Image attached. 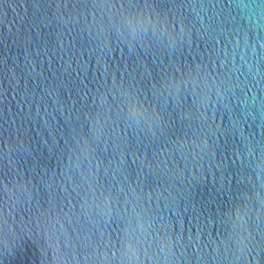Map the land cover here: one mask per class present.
Returning <instances> with one entry per match:
<instances>
[{
  "label": "water",
  "instance_id": "water-1",
  "mask_svg": "<svg viewBox=\"0 0 264 264\" xmlns=\"http://www.w3.org/2000/svg\"><path fill=\"white\" fill-rule=\"evenodd\" d=\"M94 2L0 0V215L10 209L17 222L31 218L34 237L0 264H116L111 253L119 256L129 220L155 264H230L212 241L227 231L226 205L246 191L241 180L255 169L249 148L264 149V0H155L189 30L164 46L151 36L133 40L107 21V35L100 34L89 14ZM193 61L215 68L221 84L208 101L212 150L186 164L191 138L208 127L185 118L191 84H181L179 98L171 89L156 93L163 132L137 126L116 105L128 84L151 99L162 78H176L167 67ZM98 89L107 90L118 128L106 124L85 157L76 140L91 135ZM184 134L190 139L182 146ZM102 191L112 194L108 207ZM133 204L144 205L137 207L143 230ZM42 212L55 253L42 235L34 242Z\"/></svg>",
  "mask_w": 264,
  "mask_h": 264
},
{
  "label": "clouds",
  "instance_id": "clouds-1",
  "mask_svg": "<svg viewBox=\"0 0 264 264\" xmlns=\"http://www.w3.org/2000/svg\"><path fill=\"white\" fill-rule=\"evenodd\" d=\"M89 14L92 23L102 35H107L106 21L114 23L118 32L127 31L129 37L133 40L136 36H141L145 40L151 36L158 41L160 46H164L165 41H167V44H174L189 35L186 23L177 18L171 12V9L158 5L155 0H127V2L125 0H100L99 4L93 3ZM224 67L227 68L226 65ZM164 71L173 73L176 78H162L160 88L156 89L151 99L130 83L117 100L116 106L120 111H127L135 119L137 126L143 121L148 125L149 131L152 130L153 125H156L163 132L162 106L156 93L164 95L165 92L171 89V93L179 98L181 84L183 83L185 86L191 84L194 98L192 106L184 113L185 118L195 119L201 125L208 124L207 129L201 126L195 133L194 138H191V158L187 153L183 155L184 162L191 164L192 161L200 160L202 156L212 150L210 135L212 134V124L215 123V118L214 116L210 118L207 115L208 101L212 98L213 89L216 90L217 94L219 93L220 77L216 75L215 68L207 65L202 66L201 63L195 61L192 64L183 66L172 64ZM153 88H156L155 82ZM98 91L100 92V99L97 110L94 114L89 115L91 135L76 140V148L79 150V154L85 157L92 154L94 151L93 145L99 141L102 135L107 134L106 124H110L112 132H117L118 128V125L112 120L111 108L105 103L107 90L101 91L98 89ZM189 139L190 137L187 134L177 137L182 146L187 144ZM73 155H77L75 150ZM248 155L255 160L256 166L253 172L248 175L247 181L241 180V183L246 186V191L237 193L227 203L225 208L227 231L218 234L219 243L216 240L212 241L217 249L221 244L224 246L230 264H260L262 254H264V230H262L261 225V218L264 217V149L254 153L249 148ZM77 158L79 157L77 156ZM156 163L159 167V162ZM166 166L167 162H165ZM172 166L179 170L175 160H173ZM180 175L183 176L182 171ZM253 177L255 179L254 184L251 183ZM192 179H196L194 173ZM129 187H132V185L130 184ZM89 188H91V185H89ZM133 194H135V189H133ZM100 195L102 203L105 207H108L113 201L111 192L105 194L102 191ZM253 199L255 203H253ZM137 201H139V197H137ZM126 202L132 203L127 198ZM137 207L143 210L144 205L133 204L132 206V213L137 219V224L143 230L142 216L140 212H137ZM46 215V212H42L40 217L36 218L34 226L37 231L34 242H37L42 235L45 243L49 247H53L55 253L58 249L51 244V236L48 234L45 222L42 220ZM30 225L31 218L25 221L24 217L21 216L20 221L17 222L16 216L10 209L6 215H0V257L12 254L17 245L25 239V236L29 240L34 239ZM189 238L191 239V236ZM41 249L43 251V246H41ZM141 251H143V255H141ZM111 257L116 260V264H146V261L147 264H155L153 258L148 255L147 249L144 248L142 236L137 235L136 230L132 228L131 220H129L128 226L124 230V240L120 245L119 256L117 251L114 250ZM103 259L105 261L109 260L107 252L103 254Z\"/></svg>",
  "mask_w": 264,
  "mask_h": 264
}]
</instances>
